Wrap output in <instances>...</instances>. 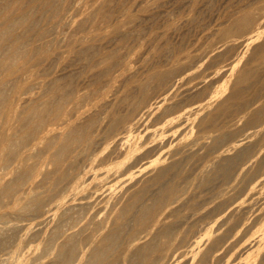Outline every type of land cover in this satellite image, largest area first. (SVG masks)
Wrapping results in <instances>:
<instances>
[{
    "label": "bare ground",
    "instance_id": "6f19581e",
    "mask_svg": "<svg viewBox=\"0 0 264 264\" xmlns=\"http://www.w3.org/2000/svg\"><path fill=\"white\" fill-rule=\"evenodd\" d=\"M225 12L174 56L128 0H0V264H264V0Z\"/></svg>",
    "mask_w": 264,
    "mask_h": 264
},
{
    "label": "rangeland",
    "instance_id": "374dc122",
    "mask_svg": "<svg viewBox=\"0 0 264 264\" xmlns=\"http://www.w3.org/2000/svg\"><path fill=\"white\" fill-rule=\"evenodd\" d=\"M140 1L141 0H139V2H138V0H137V2H136V0L135 1L134 0H128V3L130 4L131 10L133 8V10H135V13L137 10V15H140L138 17L140 20L139 21L140 24L137 25L140 28L135 27V29H134L135 32H134V34L130 40V45H132L133 50H136L139 52L148 50L150 48L151 43H152L151 41L153 39L152 38L153 34L157 31H161L165 21H167V18L169 20L171 18V21L179 26L177 29L173 30L172 34L170 33V36H169L170 41L172 42V44L174 46L173 55L174 56H180L181 54H183L185 52H189V51L196 52L197 50L200 51V50H203V49L209 47L210 43H212V39H214V37L212 35L209 36V33L214 29L213 27H215L217 25V23H218V21H220L221 17L224 16V12L227 10V7L237 0H208V1L201 0L202 2L200 1L198 4H196L197 6L193 7V9H191V10L189 9L191 6L190 0H188L189 2L187 1L188 3L185 1V4L187 3L185 5V7L183 5L184 0L183 1H181V0H177V1L176 0H164V1H162L161 0L162 2L160 0L159 1H157V0L156 1L155 0H151V1L146 0L143 2H140ZM149 1H150V3L151 2L152 3L150 4ZM203 1H205V2H203ZM132 3L134 5V7H132L133 6ZM162 3H164V5H162ZM178 3H180V4L183 3V4H181V6H180ZM152 4H153V6H152ZM142 5H144V6H142ZM138 6H141V7L139 9H137ZM151 8H154V9L156 8L157 11H155L156 9L154 10ZM149 10H150V12H149ZM143 11L147 12V13L149 12V13L148 14L145 13L147 15H143L144 14ZM160 12H162V13H160ZM141 13H143V14H141ZM151 13H153V14H151ZM148 15L151 17L149 18ZM191 15L194 16V20H192V21H190V19H189V17ZM146 16H148V17H146ZM156 16H157V18H155ZM167 16H169V17H167ZM185 16L186 17L188 16V17L186 18ZM165 17H166V20H164ZM181 17H183L184 20H181V19H183ZM149 19L150 20L152 19V20L149 22ZM154 19H155L154 24L156 26L155 25L153 26ZM180 20L182 21V23L180 22ZM160 22L163 24H161ZM179 22H180V24H179ZM183 22H186V23L184 24ZM202 23H204V24H202ZM145 24H147V26ZM149 25H151V26H149ZM143 27H145V28H143ZM136 28H138L139 30L137 29L138 30L137 31ZM208 29H210V30H208ZM57 32H58L59 37H64L68 33V30L64 24H59L57 26ZM133 38H135V39H133ZM207 61H209L210 63H215L213 57H209L207 59ZM215 65H216V63L213 66H215Z\"/></svg>",
    "mask_w": 264,
    "mask_h": 264
}]
</instances>
